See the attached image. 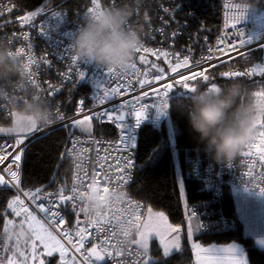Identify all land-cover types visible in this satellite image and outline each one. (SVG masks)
<instances>
[{
  "label": "built area",
  "instance_id": "obj_1",
  "mask_svg": "<svg viewBox=\"0 0 264 264\" xmlns=\"http://www.w3.org/2000/svg\"><path fill=\"white\" fill-rule=\"evenodd\" d=\"M152 1L140 0V4H137L135 0L136 10L132 23H144L145 32L142 44L145 47L168 55H153L152 52L137 53L133 61L136 68H129L126 71L127 75L121 77L129 85L125 93L110 99L104 105H99L93 97L98 93L102 95L103 88L100 89L98 85L104 80L103 87H108L107 69L94 63L79 61V69L84 73L83 79L79 80L78 76L64 79L61 75L67 72L68 65L71 63L72 41L77 28L82 23L83 15L87 13V8L91 7L90 0H83L78 8L73 10L62 5L51 8L42 7L44 11L27 24H22V22L29 12L13 14V1L0 0V11H3V16H0V24L4 25L0 29V43L5 45L0 48H9L12 51L9 55H14V59L17 56L13 52L23 49L18 58L23 62L26 74V84H16L17 77L11 75L9 85L6 86L7 93H4V89L0 88V94L11 97L13 102L18 100L26 102L25 97H35L41 103L48 104L54 112L52 124L40 126L41 131L39 132L19 135L27 136L24 145L13 147L18 135H0V146H3V152L0 154L8 157L0 164V175H4L5 179L10 180L8 174L3 170L12 163L19 149H25L34 138L57 127L71 126V122L78 118L91 117L93 121V128L90 130L71 127L66 145L61 153V157L70 165L67 182L64 185L54 184L43 189L42 192V195L53 193L59 203L60 188L64 189V195H71V189L76 187L78 197L76 205L78 209L82 208L83 212L73 215L71 204L66 206L67 210H65V206H61V212L66 217V222L53 227L57 233H60L61 230L71 233L74 244H78L80 239L75 233L83 230L81 234L84 236V247L79 253L66 240L63 241L65 248L68 249L67 252L76 256L82 264H93L85 260L87 256L85 248L91 244L95 245L99 251L104 247L107 249V253H111L103 259V262L107 264H139L143 258V252L133 244V237L139 227L144 204L141 200L131 196L127 190L135 170V144L143 123L146 122L150 127L159 130L169 120L168 107L163 112L149 107L146 118L138 126L134 116L128 114L121 122L122 129H118L115 123L107 122L106 118L104 121L97 120L94 113L104 108H119L120 103H123L124 100L133 101L137 108L140 104L150 106L159 103L160 91L164 89L165 84L173 85L167 97L169 104L173 89L183 83L181 74L190 77L193 72L204 71L220 61L264 43V0H248L249 6L245 9L244 18L236 25V29L231 30L225 26L226 21L228 23L235 22L230 19L235 15V9L230 11V6L239 5L243 10L240 0H203L205 4L212 7L215 5L218 8V23L211 36L204 31L205 28L202 25L193 30V34L189 33L191 28L189 19L194 17V10L190 8L189 4L190 0L186 2L187 4L184 3V0ZM112 3L119 6L123 0H102V7H111ZM7 8H11L12 11H7ZM165 8L169 11H163ZM39 9L41 8L35 11ZM236 31L244 34V46H238V40L235 39ZM174 33L175 35H173ZM25 35L28 36L27 40L24 39ZM225 36L224 43H220V37ZM228 40L231 41V44L227 42ZM233 45H237V47L234 49ZM141 55L146 57L147 62L139 59ZM209 55L213 56L211 61H206L200 66L196 65L197 60ZM184 56L189 57L188 66L177 68L176 72H173L172 68L177 63V57L182 61ZM29 57L34 63L29 64L25 69ZM45 59L48 63H44ZM153 64L156 65L155 68L152 67ZM161 69L163 70L162 79L156 80V76L161 75ZM0 70V75H8L4 68ZM119 73L116 71L112 78L115 79V75ZM94 81H96V85H94ZM140 81L148 83L142 86ZM176 81H181V83L177 84ZM116 86V84L111 85V87ZM17 88L24 89V91L19 92ZM137 97H140V103H136ZM80 100L84 101L83 111H78L81 107ZM69 102L71 103L68 105ZM12 110L7 101L0 100V124L4 119L11 117ZM124 111L128 113L131 109L125 108ZM58 113L64 117L63 120L57 118ZM104 124L113 128L115 131L113 136L99 133L97 127ZM260 130H256L254 137L257 141ZM121 134L130 145L128 152L117 151V148H123L120 140ZM172 146L175 149L174 142H172ZM245 150V147L242 146L236 158L230 163L217 161L205 151L195 150L190 153L185 150L181 161L178 162L181 179L183 177L191 178L206 189L203 198L191 201H187L184 193L182 194V207L187 211L189 217L198 219L200 233H212L234 227V218L226 213L221 201L226 189L256 192L261 196L262 204H264V193L260 191V188L264 187V161H260L258 155L243 156L242 153ZM127 156L132 157L134 167L126 172L122 169L118 170L116 165L120 164V160L115 158ZM13 169L15 170L14 165ZM250 171L252 175H248ZM121 174L123 180L107 179L108 176ZM89 185L101 190L108 187L109 192H98L91 189ZM0 187L11 189L13 191L12 200L19 195L24 206H27L38 218L44 219L43 214L39 213L36 208V204L29 197L23 195L25 191L32 190L34 192L39 187L19 186V191L10 185H0ZM39 202L37 201V203ZM44 202L47 206V202ZM190 213L195 215L190 216ZM5 245L6 235L0 232V260L3 261V264H5ZM178 264L200 263L194 259Z\"/></svg>",
  "mask_w": 264,
  "mask_h": 264
},
{
  "label": "trees",
  "instance_id": "obj_2",
  "mask_svg": "<svg viewBox=\"0 0 264 264\" xmlns=\"http://www.w3.org/2000/svg\"><path fill=\"white\" fill-rule=\"evenodd\" d=\"M14 3L13 14L32 12L38 8H51L59 5L67 6L73 10L78 8L83 0H12ZM155 1V0H153ZM152 1V2H153ZM188 0H184V3ZM187 4V3H186ZM190 8L194 10V17L190 18L191 28L189 33L198 27L205 28L210 36L215 32L218 23V8L205 4L202 0H190ZM186 14H188L186 12ZM260 48L254 47L230 58L220 61L207 69L205 74L210 79L204 81L201 77L189 80L190 87L196 90L209 89L214 83L218 87H225L234 82L244 86L246 92L251 93L254 101L258 104L262 99L255 96V92L264 91V76L254 74L251 77H224L221 74L231 71H249L262 61ZM2 69V68H0ZM1 71V70H0ZM173 95L168 104V123L159 129H154L148 123H143L135 144V170L132 180L128 185V193L141 200L145 207L164 212L172 223H183L184 212L180 191L177 185L175 165L172 149L169 145V132L175 144V152L178 162L181 161L183 153L188 150L204 152L203 145L198 143L196 134L191 130L187 119V110L190 106L191 92L184 89L182 85L173 89ZM179 92V93H178ZM71 102L68 103V105ZM257 115H264L259 113ZM4 119L1 124L8 123ZM171 131L169 130V127ZM70 125L54 128L44 135L34 138L25 147L20 168V186H34L42 189L49 188L54 184L64 185L69 177L70 165L61 157L68 135ZM99 133L113 136L114 130L110 125L97 127ZM260 130L257 127V130ZM184 195L187 201L205 196V188L198 181L183 177L181 181ZM13 191L7 187H0V232L7 221L14 218V212L7 207L12 200ZM225 211L234 218L235 225L232 228L212 233H199L195 236L203 245H221L232 241L242 245L248 264H264V248L258 247L253 239L243 234L242 222L237 217L235 205L230 190H225L221 199ZM21 217V216H19ZM6 235V234H5ZM150 252L154 260L148 264H178L184 261H193V253L186 240H182L179 251L163 257L157 243H153ZM45 264H58L55 255L46 257ZM97 264H107L99 262Z\"/></svg>",
  "mask_w": 264,
  "mask_h": 264
},
{
  "label": "snow or ice",
  "instance_id": "obj_3",
  "mask_svg": "<svg viewBox=\"0 0 264 264\" xmlns=\"http://www.w3.org/2000/svg\"><path fill=\"white\" fill-rule=\"evenodd\" d=\"M137 4H140V0H136ZM91 7L87 8V13L94 12L98 8H102V0H90ZM116 3H112L111 7H116ZM232 9H235V15L233 17H230V19H233L235 22L228 23L226 21L225 26L231 29H236V25L244 18L245 15V9L241 10L239 5H232L230 6V11ZM7 11H12L11 8H7ZM44 9L41 8L38 11H32L27 14L26 17L23 18V23H31V21L39 15L40 12H43ZM163 11L168 12L169 9L165 8ZM138 15V13H137ZM0 16H3V11H0ZM7 23V22H6ZM3 24H0V29L3 28ZM41 31L43 29L41 28ZM175 35V33L173 34ZM13 39H16L13 37ZM24 39L27 40L28 36L25 35ZM235 39L238 40V46H244L245 45V39L244 34L240 31H236L235 33ZM226 40L225 37H220V43H224ZM229 44H231V41H227ZM0 46H5L3 43H0ZM237 45H233V48L235 49ZM222 50V49H220ZM23 52V49H17L15 52H13L17 57L21 55ZM144 52L149 53L152 52L153 55H165L167 56V53H158L156 51H153L152 49L145 47L143 44L137 49V53ZM71 63L68 65V70L65 73H62L61 75L64 77V79H69L74 76H78V79H83L84 73L79 69L78 62L79 60L74 56L71 55L70 57ZM139 59L143 62H147L146 57L144 55H141ZM213 59L212 55L205 57H202L200 60L196 61V65L200 66L202 63H205L206 61H211ZM34 63L31 57H29L28 64H25V69L28 68L29 64ZM44 63H48L47 60H44ZM189 64V57L184 56L183 60L181 61L179 57H177V63L175 67L172 68L173 72H176L177 68L180 67H187ZM153 68L156 67L155 64L152 65ZM132 69L136 68V64L133 63L131 65ZM161 75L156 76V80L162 79V72L163 70H160ZM116 73V70L114 69H107L106 71V78L108 87L104 88L103 84L105 83V80L103 83L99 84L98 87L100 89L103 88V93L100 95L98 93L94 99L98 101L99 105H104L112 98H116L118 96H121L125 93L126 88L129 86L121 77L127 75V72H120L118 75H115V79H113V75ZM133 74H135L133 72ZM254 74H259L261 76H264V64H258L256 67L250 69L249 71H231V72H224L221 75L224 77H251ZM182 77V87L189 92L196 91L195 87H190L188 81L189 80H195L197 77H201L204 81H208L210 79L209 75L205 74V71H199V72H193L192 76H183ZM141 85L148 83L147 81H140ZM177 84H180L181 81H176ZM112 84H116V87H111ZM173 85L171 84H165L164 89L160 91V102L153 104V105H144L140 104V106L137 108L136 104L133 101L130 100H124L123 103H120L119 108H104L103 110L99 112H95L94 115L97 120L104 121L106 118L107 122L115 123V126L118 129H122V121L125 119V116L128 114H131L134 116L137 126L146 118V112L149 107L156 108L159 112H163L167 109L168 103H167V97L169 90H171ZM218 86L216 84H212L209 88V90H214ZM147 95V93H145ZM256 97L264 98V91H258L255 92ZM20 101V100H18ZM136 103H140V97H137ZM79 104L81 107L78 109V111H83V104L84 101L80 100ZM257 107V111L259 113H264V99L259 102ZM130 108L131 111L128 113H125L124 109ZM58 119L63 120L64 117L58 113L57 116ZM91 117H85V121L81 120H75L73 121L74 125H83L86 121L90 120ZM256 128L259 127L261 130L258 133V141L253 138L250 142L244 145L245 151L242 153L243 156L246 157H252L258 155L260 161H264V115H257L256 121H255ZM41 131L40 126H38L34 121H29L27 123L21 124L17 122V124L12 128H0V133H36ZM27 139V136H17L15 140V144L13 145L14 148L19 147L20 145L25 144V140ZM121 144L123 145V148H117V151H123L128 152L129 151V143L126 142L124 136L120 135ZM75 146V145H74ZM131 147H134V145H131ZM25 151L24 148H20L19 152L14 156L13 161L11 164L8 165L7 168H5L3 171L8 174L10 177L9 179H5L4 175H0V185H10L13 188H16L17 191L20 190V162L22 160V154ZM0 152H3V146H0ZM8 157L6 155L0 154V164H2ZM115 159L120 160V164L116 165V168L122 169L123 171H127L130 168L134 167L133 159L131 156L127 157H117ZM13 165L15 166V170L13 169ZM248 175H252V172L250 171ZM108 180L117 179V180H123V175H117V176H108ZM91 189H94L98 192H109L108 187H104L102 190L98 187H94L92 185H89ZM181 188V193H184L183 186ZM260 191L264 193V187L260 188ZM43 189L42 188H36L34 192L32 190L25 191L23 193L24 196L29 197L33 203L36 204V208L38 209L39 213L43 214L44 219L38 218L34 212L30 211L27 206H24L23 200L20 199V196L17 195L15 198L8 203L7 207L9 209H12V211L15 213L16 216H24V220L21 221V223H27L28 227L33 229V232L36 236V239L39 241L40 244L43 245L44 249L46 250L47 256H52L54 253L59 252L61 261L63 264V258L66 255L68 249L65 248V245L63 241H67L69 245H71L76 252H80L81 249L84 247V236L81 234L83 230L77 231L75 233L76 236H78L80 239L78 241V244H74L72 240V235L68 231L61 230L60 233L55 232L54 225H57L59 223H65L66 217L61 212V206H65V210H67V205L71 204V212L73 215L78 214V212H83L82 208H77L76 200L78 199L76 192V187H73L71 189L72 194L71 195H64V189H59V203L57 202V199L55 198V195L53 193H48L42 195ZM37 201H40L37 203ZM47 202V206L45 202ZM15 205V206H14ZM195 215L194 213H190V216ZM200 227V225H199ZM102 230V229H101ZM168 231H172V228L170 225L166 223V217L164 214L157 213L155 217L152 216L151 210L149 209V217L148 221L144 224V231L140 233L141 239L137 241L138 244L141 245V247L145 250L144 255H147V249H148V238L153 233L157 236L161 237V243L165 246V254L168 253V246L167 243L163 240V233H166ZM191 235V232L189 233ZM105 243H107L105 241ZM33 256H36V245L33 244ZM193 247L195 249H200L199 244H194ZM206 254L207 260L209 261V264H245L244 260L234 255V248L231 245L223 246V247H217L215 245L211 246L208 249L203 250ZM105 253V254H102ZM107 255H111V253H107V249L102 247L100 251L97 250L96 247H93L89 250V256L85 257V260H89L91 256H95L96 261L103 260ZM73 260L75 261V257H73ZM0 264H3V261L0 260ZM8 264H14V261L11 259L8 260ZM39 264H45L44 260H39ZM145 264H148V261H145Z\"/></svg>",
  "mask_w": 264,
  "mask_h": 264
},
{
  "label": "clouds",
  "instance_id": "obj_4",
  "mask_svg": "<svg viewBox=\"0 0 264 264\" xmlns=\"http://www.w3.org/2000/svg\"><path fill=\"white\" fill-rule=\"evenodd\" d=\"M240 4L244 9L249 6L248 0H240ZM135 10V0H123L119 6H105L84 14L72 41V54L82 62L118 72L127 71L142 45L145 32L144 23H132ZM10 52L9 48H0V68L8 73L0 75V88L4 93H7L11 75L17 77L16 84H26L24 64L18 57L14 59V55H9ZM0 100L7 101L16 113L31 116L38 126L53 123L52 108L35 97H25L26 102H13L11 97L0 94ZM257 107L251 93L234 82L214 90L192 92L187 119L204 151L217 161L230 163L240 148L256 135Z\"/></svg>",
  "mask_w": 264,
  "mask_h": 264
},
{
  "label": "rangeland",
  "instance_id": "obj_5",
  "mask_svg": "<svg viewBox=\"0 0 264 264\" xmlns=\"http://www.w3.org/2000/svg\"><path fill=\"white\" fill-rule=\"evenodd\" d=\"M23 24V22H22ZM260 48L262 58H264V43L257 46ZM258 64H264V59ZM94 85H96V81H94ZM76 120L85 121V117L78 118ZM33 121L31 116L25 117L23 114H18L14 110L11 112V117L9 118L8 123L0 124V128H12L14 127L17 122L24 124V122ZM75 121V120H74ZM168 123V121H166ZM71 126L76 129H84L90 130L93 128V121L90 119L86 121L83 125H74L73 121L71 122ZM169 127V125H168ZM170 130V127H169ZM259 130V129H258ZM25 133H0L1 136L7 135H23ZM169 145L172 149L174 165H175V174L177 179V185L180 191V198L183 203L182 193H181V171L178 169V159L175 150L172 146V135L169 132ZM230 194L233 197L234 205H235V212L237 217L242 222L243 234L251 237L254 243L260 247L264 248V204H262L261 196L256 192H251L248 190L242 189H230ZM11 202V200H10ZM149 209L151 210V214L153 217L156 216L157 213H161L160 210H155L150 207H145L144 212L142 214V218L139 224V227L133 237V244H135L142 252L143 258L139 262V264H145V261L151 262L155 258L153 254L150 252L152 244L157 243L159 246L162 256L167 257L177 251L180 250L182 247V240H186L187 244L191 248L193 253V257L196 258V262L200 264H209L207 260L206 254L203 251L204 249H208L213 245H203L198 240L195 239V236L200 233L199 226H198V219L196 217H189L187 211L183 209L184 212V222L183 223H172L168 220L166 214V223L171 226L172 231H168L163 233V240L167 243L168 246V253L165 254V246L161 243V237L155 235L154 233L149 236L148 238V249L147 255H144V249L141 247L140 244L137 243L141 239L140 233L144 231V224L148 221L149 217ZM231 215L229 212H226ZM15 215V214H14ZM24 220V217L14 216L10 221H7L4 225V232L6 234V245L4 248V258L5 264H8V260L14 261V264H39V260H44L47 256L46 250L44 249L43 245L39 243L36 239V236L33 232V229L28 227L27 223H21ZM191 232V235L189 233ZM36 245V256H33V247L32 245ZM194 244H199L200 249H195L193 247ZM231 245L234 248V255L244 260L245 264H248L244 250L242 245L238 242L232 241L227 244L215 245L217 247H223ZM95 245L91 244L85 248V253L89 256V250ZM97 248V247H96ZM98 250V248H97ZM99 251V250H98ZM53 255L56 256L58 264H62L61 257L59 252L54 253ZM75 257V261L73 260ZM199 258H202L199 260ZM93 264H97L101 261H96L95 256H91L88 260ZM63 264H82V262L73 254L66 253L63 258Z\"/></svg>",
  "mask_w": 264,
  "mask_h": 264
},
{
  "label": "crops",
  "instance_id": "obj_6",
  "mask_svg": "<svg viewBox=\"0 0 264 264\" xmlns=\"http://www.w3.org/2000/svg\"><path fill=\"white\" fill-rule=\"evenodd\" d=\"M67 253H69V252H67ZM69 254H70V253H69ZM200 259H202V258H199V260H200ZM195 260H197V259L195 258ZM197 261H198V260H197Z\"/></svg>",
  "mask_w": 264,
  "mask_h": 264
},
{
  "label": "bare ground",
  "instance_id": "obj_7",
  "mask_svg": "<svg viewBox=\"0 0 264 264\" xmlns=\"http://www.w3.org/2000/svg\"><path fill=\"white\" fill-rule=\"evenodd\" d=\"M172 142H173V140H172ZM182 180V179H181Z\"/></svg>",
  "mask_w": 264,
  "mask_h": 264
}]
</instances>
